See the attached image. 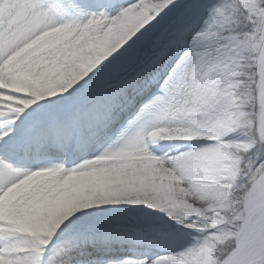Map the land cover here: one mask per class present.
<instances>
[{"label": "snow or ice", "instance_id": "snow-or-ice-1", "mask_svg": "<svg viewBox=\"0 0 264 264\" xmlns=\"http://www.w3.org/2000/svg\"><path fill=\"white\" fill-rule=\"evenodd\" d=\"M0 264H264V0H0Z\"/></svg>", "mask_w": 264, "mask_h": 264}]
</instances>
